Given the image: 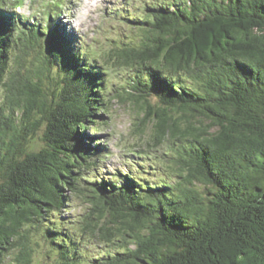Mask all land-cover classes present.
<instances>
[{
	"label": "trees",
	"instance_id": "obj_1",
	"mask_svg": "<svg viewBox=\"0 0 264 264\" xmlns=\"http://www.w3.org/2000/svg\"><path fill=\"white\" fill-rule=\"evenodd\" d=\"M18 6L0 0V264H36V235L56 264H89L61 214L82 190L87 228L121 241L95 264H264V0H184L133 21L117 58L135 68L131 96L184 173L158 185L126 174L109 188L82 184L107 150L87 135L101 132L108 72L66 46L54 16L42 30ZM18 44L44 48L52 99L41 73L10 70ZM42 125L45 145L29 146Z\"/></svg>",
	"mask_w": 264,
	"mask_h": 264
},
{
	"label": "rangeland",
	"instance_id": "obj_2",
	"mask_svg": "<svg viewBox=\"0 0 264 264\" xmlns=\"http://www.w3.org/2000/svg\"><path fill=\"white\" fill-rule=\"evenodd\" d=\"M9 1L19 4L16 8L17 13L29 18L31 22L35 20L41 23L42 30L54 16V26H57L58 33L71 41L66 42V46L92 60L90 66L93 69L102 66L108 72L107 109L98 111L100 112L98 119L102 123L101 132H92L88 129L90 134L87 135L89 140L102 138L107 150L99 166L87 172L82 184L90 187L89 181L104 178L103 184L109 188L110 184L116 181L121 183L126 174H135L150 185L153 183L158 185L165 179L172 184L181 181L184 169L180 170V163L177 162L174 153L166 146L155 144L153 113L146 115L144 100L131 96L130 82L135 68L122 63L117 58L116 48L131 44L132 39L137 35L134 20L143 18L154 8L176 6L184 0ZM44 57L45 50L42 46L18 44L12 52L10 70L20 69L24 75H30L33 80L37 79L36 74L41 73L44 79V91L48 99H52L58 85L55 82L56 77L47 78V75L54 74L53 69L48 71L45 68ZM4 97V89L0 87V105ZM149 98L155 107L162 105L155 96ZM21 113V110L15 113L18 129L24 128L25 123L20 122ZM44 129L42 125L37 130L29 146L39 149L45 145ZM89 195L90 192L87 190L72 192L61 214L64 217L62 218L64 231L74 235L82 251V257L89 264H95L97 257H103L107 253L113 254L115 247L121 241L110 243L87 228L86 214L91 207ZM36 239L39 243L35 255L36 264H56L55 258L58 254L50 252L47 241L44 242L39 235H36Z\"/></svg>",
	"mask_w": 264,
	"mask_h": 264
}]
</instances>
